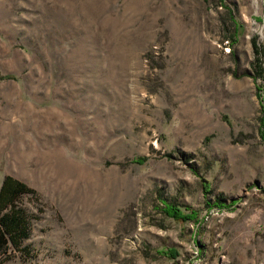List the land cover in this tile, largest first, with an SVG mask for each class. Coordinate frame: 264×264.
Instances as JSON below:
<instances>
[{
	"label": "rangeland",
	"instance_id": "rangeland-1",
	"mask_svg": "<svg viewBox=\"0 0 264 264\" xmlns=\"http://www.w3.org/2000/svg\"><path fill=\"white\" fill-rule=\"evenodd\" d=\"M261 72L264 0H0V264H264Z\"/></svg>",
	"mask_w": 264,
	"mask_h": 264
},
{
	"label": "trees",
	"instance_id": "trees-1",
	"mask_svg": "<svg viewBox=\"0 0 264 264\" xmlns=\"http://www.w3.org/2000/svg\"><path fill=\"white\" fill-rule=\"evenodd\" d=\"M235 24L236 31H238V24ZM235 31V32H236ZM254 52L258 55L260 49L258 48L255 39L252 40ZM260 80L264 83V72L259 73ZM264 114V110H263ZM263 136V135H262ZM185 155V154H184ZM170 156V155H168ZM186 159V155L184 156ZM146 158L144 156L137 157L139 162H143ZM35 191L28 187L26 183L12 175H5L0 184V247H4L11 241L16 243L17 233L26 230V213L24 209H18L16 207L17 199L25 193H34ZM217 204H221L220 197L217 198ZM162 208L163 212L176 220L186 221L195 219L196 212L188 211L184 212L181 208L164 204ZM171 255L175 256V251H172Z\"/></svg>",
	"mask_w": 264,
	"mask_h": 264
},
{
	"label": "built area",
	"instance_id": "built-area-1",
	"mask_svg": "<svg viewBox=\"0 0 264 264\" xmlns=\"http://www.w3.org/2000/svg\"><path fill=\"white\" fill-rule=\"evenodd\" d=\"M192 264H194V263H192Z\"/></svg>",
	"mask_w": 264,
	"mask_h": 264
}]
</instances>
